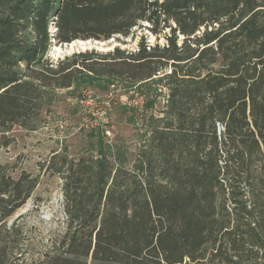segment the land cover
<instances>
[{"label": "trees", "instance_id": "trees-1", "mask_svg": "<svg viewBox=\"0 0 264 264\" xmlns=\"http://www.w3.org/2000/svg\"><path fill=\"white\" fill-rule=\"evenodd\" d=\"M143 27L134 50L50 57ZM116 81L165 88L166 108L134 158L55 155L65 229L37 264H264V0H0L1 130ZM38 182L0 168V264H30L9 220Z\"/></svg>", "mask_w": 264, "mask_h": 264}, {"label": "rangeland", "instance_id": "rangeland-1", "mask_svg": "<svg viewBox=\"0 0 264 264\" xmlns=\"http://www.w3.org/2000/svg\"><path fill=\"white\" fill-rule=\"evenodd\" d=\"M146 33L148 35L143 27L136 29L135 36H121L119 40H78L54 46L50 57L56 60L88 49L108 51L116 45L134 50ZM149 39L155 41L152 35ZM121 82H113L103 89L81 86L60 90L50 107L43 110L36 129L18 125L9 131L0 129L1 170L13 177L27 171L39 178L32 196L9 220L10 224L17 220L24 228L22 246L30 264H37L43 252L65 229L64 179L53 166L55 155L96 156L98 145L103 143L134 158L150 135L145 118L152 114L158 116L166 108L168 91L165 88H132ZM85 88L90 89L104 107V115L92 117L83 112L79 101ZM99 122L103 123L102 127L95 129L94 125Z\"/></svg>", "mask_w": 264, "mask_h": 264}, {"label": "built area", "instance_id": "built-area-1", "mask_svg": "<svg viewBox=\"0 0 264 264\" xmlns=\"http://www.w3.org/2000/svg\"><path fill=\"white\" fill-rule=\"evenodd\" d=\"M79 103L83 112L92 117L93 115H104L105 113L103 109L104 107L100 105L98 99L90 89H83ZM102 125L103 123L99 122L98 124L94 125V127L97 129L98 127H102Z\"/></svg>", "mask_w": 264, "mask_h": 264}]
</instances>
